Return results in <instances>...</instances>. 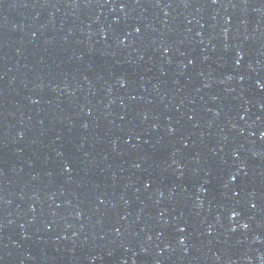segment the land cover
<instances>
[{"label": "water", "instance_id": "obj_1", "mask_svg": "<svg viewBox=\"0 0 264 264\" xmlns=\"http://www.w3.org/2000/svg\"><path fill=\"white\" fill-rule=\"evenodd\" d=\"M0 264H264V0H0Z\"/></svg>", "mask_w": 264, "mask_h": 264}, {"label": "snow or ice", "instance_id": "obj_2", "mask_svg": "<svg viewBox=\"0 0 264 264\" xmlns=\"http://www.w3.org/2000/svg\"><path fill=\"white\" fill-rule=\"evenodd\" d=\"M214 2H215V0H214ZM182 230V229H181Z\"/></svg>", "mask_w": 264, "mask_h": 264}]
</instances>
